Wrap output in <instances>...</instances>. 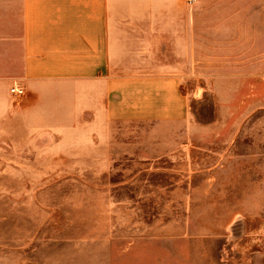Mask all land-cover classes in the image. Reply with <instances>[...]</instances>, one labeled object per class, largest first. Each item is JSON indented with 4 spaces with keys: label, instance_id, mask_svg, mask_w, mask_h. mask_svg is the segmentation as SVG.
<instances>
[{
    "label": "rangeland",
    "instance_id": "rangeland-1",
    "mask_svg": "<svg viewBox=\"0 0 264 264\" xmlns=\"http://www.w3.org/2000/svg\"><path fill=\"white\" fill-rule=\"evenodd\" d=\"M25 100L0 121V264H264V105L205 132Z\"/></svg>",
    "mask_w": 264,
    "mask_h": 264
},
{
    "label": "crops",
    "instance_id": "crops-1",
    "mask_svg": "<svg viewBox=\"0 0 264 264\" xmlns=\"http://www.w3.org/2000/svg\"><path fill=\"white\" fill-rule=\"evenodd\" d=\"M28 98L57 126L252 116L227 110L264 105V0H0V121Z\"/></svg>",
    "mask_w": 264,
    "mask_h": 264
},
{
    "label": "built area",
    "instance_id": "built-area-1",
    "mask_svg": "<svg viewBox=\"0 0 264 264\" xmlns=\"http://www.w3.org/2000/svg\"><path fill=\"white\" fill-rule=\"evenodd\" d=\"M189 1H193V0H189ZM10 93L13 96L20 97L24 95V90L20 87L15 86L10 89Z\"/></svg>",
    "mask_w": 264,
    "mask_h": 264
}]
</instances>
